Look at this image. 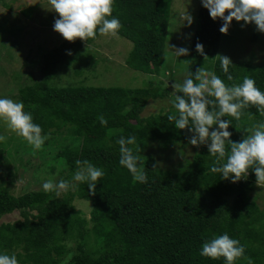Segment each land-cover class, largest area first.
Returning a JSON list of instances; mask_svg holds the SVG:
<instances>
[{
    "label": "trees",
    "instance_id": "obj_1",
    "mask_svg": "<svg viewBox=\"0 0 264 264\" xmlns=\"http://www.w3.org/2000/svg\"><path fill=\"white\" fill-rule=\"evenodd\" d=\"M170 2L115 0L113 6L112 15L122 26L119 37L132 44L127 65L153 77L146 88L50 84L55 71L83 61L81 51L102 36L99 34L85 42L65 40L42 56L39 69L44 75L38 81L16 83L24 110L48 137L36 151L43 166L51 172L57 168L60 179L68 181L76 170V160H87L105 173L93 194L88 193L86 184H78L75 191L59 196L43 189L15 196L7 185H0V220L13 213L19 217L0 224V252L15 254L19 264H224L223 258L211 260L200 255L203 242L224 233L240 241L253 264H264V209L250 196L257 185L251 170L245 180H222L208 170L215 157L209 155L207 145L195 147L191 159L176 172L156 165V150L161 156L160 151L169 147L189 144L192 135L167 120L175 111L173 107L142 116L150 100L169 97L164 88L167 84L161 80L166 71L161 66ZM221 25L222 21H213L200 3L186 78L200 68L198 60L217 54ZM250 40L256 42L257 36L253 34ZM197 43L203 45L204 55L195 50ZM232 64V81L221 71L219 61L210 71L228 85L239 84L248 76L264 92V65ZM13 77L20 80L17 73ZM100 117L107 123L102 125ZM221 119L231 121L230 139L239 142L249 134L245 129L264 121V115L250 105L238 121L228 116ZM130 135L136 144L129 147L134 151L140 147L148 177L145 184L134 183L128 170L119 165L117 141ZM74 200L89 203L88 218L75 210Z\"/></svg>",
    "mask_w": 264,
    "mask_h": 264
},
{
    "label": "clouds",
    "instance_id": "obj_2",
    "mask_svg": "<svg viewBox=\"0 0 264 264\" xmlns=\"http://www.w3.org/2000/svg\"><path fill=\"white\" fill-rule=\"evenodd\" d=\"M47 3L51 11L58 14V18L54 19L53 31L66 41L77 38L84 42L95 40L98 34L119 38L122 26L119 19L112 15L115 0H47ZM200 3L213 21H222L221 34H227L233 20L243 21L245 25L252 23L259 32L264 33V0H200ZM192 19L191 15L185 13L182 22L191 25ZM195 50L204 55L202 44L197 43ZM172 52L177 58L188 55L186 48H177ZM215 58H218L227 80L232 81L229 68L233 64L230 59L221 55ZM171 87L170 103L175 111L167 116V120L174 122L176 129L187 128L192 134L188 143L193 147L207 145L209 155L215 157L208 170L231 183L247 179L251 170L256 184H264V121L245 129L249 134L239 142H233L228 131L231 121L221 119L228 116L238 121L243 110L250 105L256 106L264 115V92L256 87L255 81L245 76L241 83L228 85L214 71L201 67L182 83L174 82ZM24 107L21 101L0 96V121H4L12 132L33 151H37L44 146L48 137L42 134L41 126L33 122L31 113L25 111ZM99 119L102 125L107 123L103 117ZM6 141L7 136L0 134V143ZM117 143L119 165L128 170L134 183H147L144 161L139 155L140 147L137 146L135 151L129 147L136 144V138L121 136ZM75 165L77 167L71 181L49 178L42 183V189L59 196L70 190L75 191L78 184H86L88 193L93 194L98 180L105 174L103 169L87 160H76ZM244 251L240 241L230 238L227 233L213 236L200 247V255L211 260L223 258L224 264H237L243 259L246 264H253ZM0 264H19V261L15 254L0 252Z\"/></svg>",
    "mask_w": 264,
    "mask_h": 264
},
{
    "label": "rangeland",
    "instance_id": "obj_3",
    "mask_svg": "<svg viewBox=\"0 0 264 264\" xmlns=\"http://www.w3.org/2000/svg\"><path fill=\"white\" fill-rule=\"evenodd\" d=\"M199 9L200 0H171L161 66V70L166 71L161 80L164 79L167 84L164 88L169 90V97L150 100L144 108L143 117L172 108L171 85L174 82L182 83L186 78L191 59L190 40L198 28ZM185 13L192 16L191 25L182 22ZM55 18H58V14L51 11L47 0H0V96L19 101L17 84L31 85L44 75L39 69L42 56L65 41L53 31ZM253 34L257 36L256 42L250 40ZM177 48L188 49V55L177 58L172 52ZM131 49L132 44L125 39L102 35L81 51V55L85 56L82 62L74 61L61 67L59 72L55 71L50 84L56 87L146 88L153 77L129 68L126 61ZM217 55L228 57L234 64L264 65V33L259 32L252 23L245 25L243 21H235L227 34L221 35L217 54L213 58L196 60L197 64L210 71L219 61L215 58ZM78 69L79 73L76 72ZM14 73L20 75V80H14ZM0 134L7 136V141L0 143V185H7L13 195L42 189V183L49 178L60 180L57 168L51 172L47 166L44 167V160L36 156V151L12 132L4 121H0ZM184 143H176L181 146L174 145L160 151L161 156L156 150L157 167L176 172L179 167L185 166L195 147ZM250 196L263 210L264 184H257ZM73 205L76 211L89 217V203L74 200ZM18 218V213H13L3 217L0 224L11 223Z\"/></svg>",
    "mask_w": 264,
    "mask_h": 264
}]
</instances>
